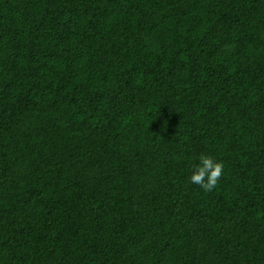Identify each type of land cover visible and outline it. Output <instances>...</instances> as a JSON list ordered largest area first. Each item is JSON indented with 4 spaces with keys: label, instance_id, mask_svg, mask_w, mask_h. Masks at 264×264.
<instances>
[{
    "label": "trees",
    "instance_id": "trees-1",
    "mask_svg": "<svg viewBox=\"0 0 264 264\" xmlns=\"http://www.w3.org/2000/svg\"><path fill=\"white\" fill-rule=\"evenodd\" d=\"M0 264H264V0H0Z\"/></svg>",
    "mask_w": 264,
    "mask_h": 264
},
{
    "label": "clouds",
    "instance_id": "clouds-1",
    "mask_svg": "<svg viewBox=\"0 0 264 264\" xmlns=\"http://www.w3.org/2000/svg\"><path fill=\"white\" fill-rule=\"evenodd\" d=\"M223 171V162L212 155L203 154L199 157V163L194 165L189 183L198 185L204 192H211L216 188Z\"/></svg>",
    "mask_w": 264,
    "mask_h": 264
}]
</instances>
